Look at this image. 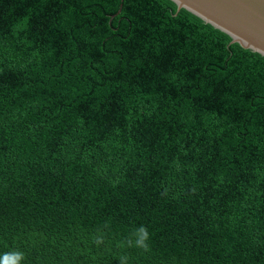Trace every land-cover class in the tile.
<instances>
[{
	"label": "trees",
	"instance_id": "trees-1",
	"mask_svg": "<svg viewBox=\"0 0 264 264\" xmlns=\"http://www.w3.org/2000/svg\"><path fill=\"white\" fill-rule=\"evenodd\" d=\"M232 39L174 0H0V259L264 264V55Z\"/></svg>",
	"mask_w": 264,
	"mask_h": 264
},
{
	"label": "water",
	"instance_id": "water-1",
	"mask_svg": "<svg viewBox=\"0 0 264 264\" xmlns=\"http://www.w3.org/2000/svg\"><path fill=\"white\" fill-rule=\"evenodd\" d=\"M178 11L186 8L264 55V0H174Z\"/></svg>",
	"mask_w": 264,
	"mask_h": 264
},
{
	"label": "clouds",
	"instance_id": "clouds-1",
	"mask_svg": "<svg viewBox=\"0 0 264 264\" xmlns=\"http://www.w3.org/2000/svg\"><path fill=\"white\" fill-rule=\"evenodd\" d=\"M136 246L147 250L148 245L146 241L149 239L147 229L141 226L136 233ZM131 243V241H129ZM23 260V254L20 252L5 253L3 258L0 259V264H20ZM123 264V261H122Z\"/></svg>",
	"mask_w": 264,
	"mask_h": 264
}]
</instances>
